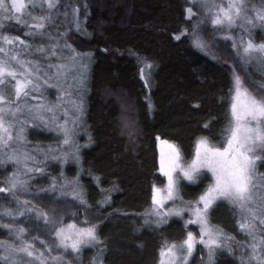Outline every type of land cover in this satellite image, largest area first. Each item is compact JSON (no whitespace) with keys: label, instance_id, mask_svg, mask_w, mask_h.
Wrapping results in <instances>:
<instances>
[{"label":"trees","instance_id":"trees-1","mask_svg":"<svg viewBox=\"0 0 264 264\" xmlns=\"http://www.w3.org/2000/svg\"><path fill=\"white\" fill-rule=\"evenodd\" d=\"M82 5L87 10V14L80 13L85 22L82 27L81 21L72 27L71 47L78 53L94 55L85 94V133L69 147H61L66 166L62 176H46L27 200L34 203L32 211L37 215L43 210L41 194L55 195L64 182L70 189L78 183L86 197L77 196L73 206L97 215L96 221L87 219L99 230L100 250L106 247L108 251L105 263L155 264L164 241L180 244L189 232L184 233L175 219L155 234L143 225L157 224L155 217L147 220L136 216L149 209L152 188L164 183L158 173L156 138L173 142L185 159H190L197 139H225L231 110L230 59L226 50L215 55L199 43L194 33L198 14L194 10L189 16L187 12L194 7L192 0H82ZM237 55L238 51L233 58L238 60ZM136 57L149 60L151 68L142 69ZM242 66L245 76L254 79ZM120 118L129 122L128 131H122ZM44 133L32 140L35 150L36 145L53 142L51 133ZM35 154L38 163L39 153ZM1 159L3 185L13 171L5 168L8 159ZM45 164L55 163L46 160ZM206 185L208 180L204 185L187 186L185 202L199 197ZM234 212L229 226L222 221L229 230L234 228ZM74 219H79L78 213L65 221ZM236 227L230 237H235ZM26 232L30 237L39 236L34 230L26 228ZM5 234L0 228V240L6 239ZM78 264L97 263L93 259ZM216 264L239 263L219 256Z\"/></svg>","mask_w":264,"mask_h":264},{"label":"rangeland","instance_id":"rangeland-1","mask_svg":"<svg viewBox=\"0 0 264 264\" xmlns=\"http://www.w3.org/2000/svg\"><path fill=\"white\" fill-rule=\"evenodd\" d=\"M192 2L194 3L193 13L195 10V13L198 14V18L196 20L197 28H195L194 33L196 31V36H199V43L215 55H218V50H226L225 53L228 56L227 58L230 59V63L228 64L232 70V82L229 87L230 89L228 98L230 100L231 109L233 80L235 76H240L242 79L246 80L245 86L249 87V91L253 90L250 86L251 84H260L261 82H264V72L259 70L256 62L245 63L239 51L241 38H243L245 43L251 39L255 44H264V27L260 26L259 21H256V26H253L252 24H247L243 20L238 19L237 22L231 26V28H228L225 25L224 29L221 30L220 26L214 25L211 22V18L217 12L216 8H212L211 11H209L211 0H192ZM229 2H231V0H222L223 6H226ZM83 6L82 0H59L57 8L53 10L51 23L46 25L45 29L43 30V35H26L25 33L27 31L35 30L27 29L22 25L16 24L14 21L9 20H4V27L0 28V35L19 37L20 39L27 42L28 47L26 48L23 45H20L18 42L16 45H4V47L6 49H14L15 52L20 53V58L24 59L25 61H31L32 66L34 68H38L41 72H56V68H48V65L50 64L65 65V67L61 68V74L59 77L50 81V83L54 85L53 87L44 85L41 87L39 93H33V95L42 96L43 102L45 103L58 105L59 110L55 116V119L48 120L49 117L53 116V113H44L45 119L48 120L47 125H45V123L40 120L32 121L30 114L25 109L24 111L17 114L24 125V141L19 145H17L15 141H12L10 142L12 147L2 149V151L5 153L3 157L6 159H8V155L13 154V147L17 148L20 153L27 152L28 155L34 159L24 160L23 156H21L19 163L16 160L8 159V164L5 168L13 171V176L10 178H13L15 174L18 175L21 180H26L27 183L22 187L18 185V187L14 190L15 196H13L11 193H0V196H8V198L5 199L0 197V207H2L0 212L11 211L15 215V219H13L12 216L0 215V228L6 233V239L0 240V242H3L5 246H10L11 248H17L21 246L22 242L29 243L36 252H45V255L48 257L47 264H78L79 262L85 263L87 260L92 261L93 259H95L97 264H106L105 258L108 252L106 247L100 250L101 235L99 234L98 228L96 235L99 243L81 245V250L79 253H73L70 249L66 251L63 248H52L50 252L46 251L45 245L51 246L55 240L51 226L45 225L42 217L39 219L42 222L38 221V217L37 215L33 214V211H25V208L30 207L33 209L34 207V203L28 201L27 199L28 196L34 192V190L37 191L38 187L35 189L36 184H42L45 182L46 176H54L57 174L62 176L63 172L65 171L66 166H63L64 158L61 157L62 153L60 154V149L61 147H69L70 144L64 145L62 143L63 133L56 126L57 122L63 124L66 119L70 121V123L67 124V127L71 129L70 143H75L77 137L83 136L85 133V94L87 93V86L94 64V55L78 53L72 50L71 47L73 46L72 27L75 24H78L80 21L82 27L83 23L85 22V17H81L80 15L81 12L87 14V10L84 9ZM245 6L249 9H252L259 8L261 5L259 0H254V2H251V0H245ZM77 9L78 11H76ZM34 11L37 15L40 14V9H35ZM251 15L254 16L255 13L252 12ZM20 26L23 28L19 31ZM21 31H23L22 34H19ZM226 37L231 38L229 39ZM217 40L220 41L217 42ZM39 48H43L45 50L44 53L37 51ZM50 50H54L56 55H52ZM237 51L239 52V56L237 55L238 60L235 59V57L233 58L234 53H237ZM2 55L4 54L0 53V56ZM73 57L76 59L74 60ZM136 59L141 63L142 69H147L145 68L146 64L151 65L149 60L146 58L141 59L136 57ZM239 60L242 62V64L239 62ZM242 65L245 66L247 72L249 74L251 73L250 75L254 79H251L248 75L245 76ZM8 91H11L10 86L8 87ZM58 97H60L59 101ZM28 103L35 104L38 103V101L29 99ZM249 119L250 118L247 117L242 118L241 124L243 125L244 123H247ZM232 122L233 118L230 110V120L228 127H230ZM120 125L122 131H128L130 129L129 122L125 121L124 118H120ZM19 126L20 125L17 124L15 127L18 128ZM13 131H15V129H13ZM40 132H46L44 134L51 133L53 142L50 145H36L38 150H35L32 140L35 139L40 134ZM201 138L196 140L190 159H185L180 149L173 142L160 137L156 138V145L158 149V173L163 178L164 183L160 186H154L152 188L151 204L149 209L146 212L143 211V213L136 215L138 218H144L147 220H153L152 217H155L154 222L157 224H152V226H149L147 223H143V225L150 227L154 232L150 231L149 228H145L146 230L156 234L166 227L170 223V220L176 221L175 219H177L180 221L181 228L185 231L184 233H186L187 230L191 231L197 241L200 239V226L198 224H186V221L190 215H192V213L187 209L189 205L195 204V202L205 192L209 185L204 187V190L199 197L190 202H185L184 200V197H186L189 193V188H185L187 186H196L199 184L204 185L206 180H208V183L210 184L212 183V176L206 168H200L193 174L194 181H189L183 176L180 169L187 167V165L191 164L195 159L196 145ZM165 141L167 144L174 145L179 150L180 158L178 162L179 166L173 172V177L176 181V198L173 200H168L166 203H164L163 208L159 209V211L163 213L168 209L183 208L184 211L180 216L173 214L156 216L151 214L153 209L158 208V206L154 205L152 201L153 189L159 188L164 190L166 189L168 183L167 177L161 172L162 153L164 154L165 159H167V154L170 151L167 145L163 143ZM207 141L210 145H214L216 147L223 148L225 146V139L223 137L217 142H213L209 139H207ZM48 149H56L57 152L55 154L59 156L60 159L51 158V154L46 156ZM35 151L39 153L38 163L36 162L37 158ZM46 160L48 162L50 160L52 164L55 163L57 165H47L45 164ZM60 161H62V163L59 165ZM25 165L32 169L38 167L43 169V171L37 172L33 170L31 172H27L25 175V172L27 171ZM0 166H2V163H0ZM0 175V178L4 177L5 173H0ZM255 175L258 181H264V159L256 161ZM10 178L8 177L7 181ZM7 181L3 185H0V187L6 186ZM57 184H59V182ZM62 185L63 186L57 190L58 193L55 195L52 193H43L40 195L39 201L43 206V210L41 212L48 213L50 218H54L55 220L62 222L65 226L70 223H75L77 227L91 226L92 224L89 222L87 217L93 221H96L97 215L87 212L83 208H75L73 206L77 196H79L81 199L82 197L83 199L86 197V192L81 190L82 186L78 183H75V187L70 189L67 188L68 185L66 182H64ZM69 186H71V182ZM261 190L264 191V187H262ZM5 205H10L11 207L8 206L9 209H5ZM73 207L74 210L72 209ZM21 211H24L25 214L19 215V212ZM232 212L235 213V221H231V225L232 227L234 226V228L233 230H229L227 227L223 226V222L227 223L229 226L228 220L232 216ZM75 213H78L79 219L65 221L69 215H75ZM208 221L213 229L222 232V235L220 236L221 247L215 248L210 256L209 249L197 242L194 246L191 256L187 258V264H193V260H195L194 262L196 264H216L219 256L226 258L232 257L236 259L237 263L239 264H256V261L254 260L249 262L248 257V253L251 251V248L249 247L251 238L239 228L237 229V227L235 237H230L229 234L234 233L235 225L239 226L240 210L236 209L233 205L229 204L225 200H217L215 204H213L208 210ZM3 225H10V227H3ZM21 228L24 229V232L20 239H17V234ZM26 228L28 230L36 231L39 236H28L29 234L26 232ZM257 228L264 229V225H260L257 221ZM187 233L180 241V244L186 238ZM259 236H264V231H259ZM45 237L48 241H50L49 244H47L48 241L45 239ZM161 238L162 237H160V239ZM44 239L46 243L41 244V241H44ZM35 241L37 248L34 246ZM161 243L162 241L160 244ZM166 243L169 245L172 243L179 245L178 242H173L172 240H168L167 242L164 241V243L161 244L160 250ZM160 250L157 262L155 264H160ZM180 251L186 252V250H178V256ZM3 252L4 249L0 248V254ZM14 255L17 257H23V260H18L17 264H27V262L33 260L32 257H27L24 253H14ZM52 257H60V260H52ZM164 259L165 264H171L170 258L165 257ZM34 264H39V261H35ZM176 264H180L179 259L176 260Z\"/></svg>","mask_w":264,"mask_h":264},{"label":"snow or ice","instance_id":"snow-or-ice-1","mask_svg":"<svg viewBox=\"0 0 264 264\" xmlns=\"http://www.w3.org/2000/svg\"><path fill=\"white\" fill-rule=\"evenodd\" d=\"M259 3L261 5L259 8L249 9L245 6V0H231L226 6H223L222 0H211L209 11L212 8L217 9L211 22L220 26L221 30L225 25L231 28L238 19L253 26H256V21H259L260 26L264 27V0H259ZM58 4L59 0H0V28L4 27V20H9L27 29L35 30L27 31L26 35H43V30L48 23H51L53 10ZM35 9H40V14L37 15ZM187 12L189 16L194 14L191 7L187 9ZM252 12L255 13L254 16L251 15ZM17 42L25 48L28 47L27 42L19 37L0 35V53L4 54L0 56V157L5 154L2 149L12 147L10 142L15 141L19 145L24 141L25 129L17 116L18 113L26 109L32 121L40 120L47 125L48 120L55 119L59 110L57 104L45 103L42 96L33 95V93H39L44 85L53 87L50 81L59 77L60 70L65 65L50 64L48 68H56V72H41L32 66L31 61L20 58V53L4 47V45H16ZM37 51L44 53L45 50L39 48ZM50 51L52 55H56L54 50ZM239 51L245 63L256 62L259 70L264 72V44H255L251 39L245 43L241 38ZM73 59L76 58L73 57ZM145 68H151V65L146 64ZM245 83L246 80L240 76L234 77L231 104L233 122L226 130L225 146L216 147L210 145L206 138H201L196 145L195 159L187 167L180 169L189 181H194L193 174L200 168H206L212 176V183L195 204L189 205L187 209L192 215L186 224L200 226V239L197 241L189 231L181 244L166 243L160 250V264H165V257L170 258L171 264H176L177 259L180 260V264H187V258L191 256L197 242L209 249L210 256L215 248L221 247L222 232L213 229L208 221V210L217 200H225L240 210L239 228L251 238L249 262L254 260L256 264H264V236H259V231L264 229L257 228V221L260 225H264V191L261 190L264 187V181H258L255 175L256 161L264 159V82L258 85L251 84L252 91H249ZM9 86L11 91H8ZM29 99L38 103H28ZM59 100L60 97H58ZM44 113H53V116L46 120ZM244 117L250 119L242 125L241 120ZM68 123L70 121L66 119L63 124L59 122L56 124L63 133L64 145L71 142V129L67 127ZM17 124L20 125L18 128L15 127ZM163 143L170 150L167 159L163 153L161 156V172L167 177L168 183L164 190L153 189L152 201L158 208L153 209L151 214L180 216L184 211L183 208L168 209L163 213L159 211L164 203L176 198V181L173 172L179 166L180 158L179 150L174 145L167 144L166 141ZM12 152V155H8V159L16 160L18 163L21 156L24 160L34 159L27 152L20 153L14 147ZM56 152V149H48L46 156L51 154V158L60 159ZM0 163H3L2 159ZM25 167L27 169L25 175L33 170L43 171L38 167L35 169L28 168L27 165ZM26 183V180H21L14 174V177L7 181L6 186L0 187V193H11L15 196L14 190L18 185L22 187ZM25 211L31 212L32 208H25ZM24 214V211L19 212V215ZM0 215L12 216L15 219L11 211L0 212ZM37 217H42L44 224L51 226L55 236L51 246L45 245L46 251L50 252L52 248H63L66 251L70 249L73 253H79L81 245L99 243L95 224L77 227L75 223H70L65 226L62 222L50 218L46 212H37ZM3 227H10V225H3ZM23 232L24 229L21 228L17 239H20ZM41 244H44V241H41ZM0 248L4 249V252L0 254V264H17L18 260H23V257H17L14 253H24L27 257H32L33 260L27 264H34L35 261H39V264H47L48 257L45 252H36L29 243L22 242L21 246L11 248L0 242ZM178 250H186V252L180 251L178 256ZM51 259L59 261L60 257Z\"/></svg>","mask_w":264,"mask_h":264},{"label":"bare ground","instance_id":"bare-ground-1","mask_svg":"<svg viewBox=\"0 0 264 264\" xmlns=\"http://www.w3.org/2000/svg\"><path fill=\"white\" fill-rule=\"evenodd\" d=\"M239 42V41H238ZM237 44V43H236ZM238 46V45H237Z\"/></svg>","mask_w":264,"mask_h":264}]
</instances>
